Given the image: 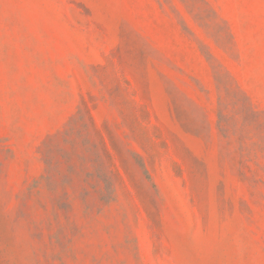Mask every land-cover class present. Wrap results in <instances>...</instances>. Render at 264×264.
<instances>
[{
	"label": "rangeland",
	"instance_id": "obj_1",
	"mask_svg": "<svg viewBox=\"0 0 264 264\" xmlns=\"http://www.w3.org/2000/svg\"><path fill=\"white\" fill-rule=\"evenodd\" d=\"M0 264H264V0H0Z\"/></svg>",
	"mask_w": 264,
	"mask_h": 264
}]
</instances>
